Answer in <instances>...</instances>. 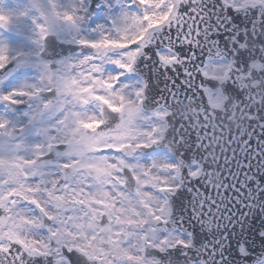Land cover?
I'll return each instance as SVG.
<instances>
[{"label":"snow or ice","instance_id":"obj_1","mask_svg":"<svg viewBox=\"0 0 264 264\" xmlns=\"http://www.w3.org/2000/svg\"><path fill=\"white\" fill-rule=\"evenodd\" d=\"M0 264H264V0H0Z\"/></svg>","mask_w":264,"mask_h":264}]
</instances>
